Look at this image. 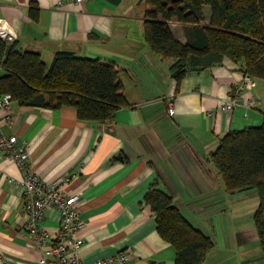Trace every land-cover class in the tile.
<instances>
[{
  "label": "crops",
  "instance_id": "0c3cea01",
  "mask_svg": "<svg viewBox=\"0 0 264 264\" xmlns=\"http://www.w3.org/2000/svg\"><path fill=\"white\" fill-rule=\"evenodd\" d=\"M147 10L143 0H0V20L11 37L8 48L36 53L47 66L58 52L113 63L131 105L119 109L112 122L99 124L79 121L71 107L46 110L11 100L10 111L0 109V134L25 145L27 166L42 182L53 185L73 175L63 190L81 192L80 264L118 253L126 255L125 264L175 263L174 250L158 236L144 201L153 186L213 241L202 264H264L253 214L246 222L225 214L238 199L249 198L250 212L257 210V195L225 192L209 162L225 134L260 126L263 84L256 81L243 92L242 102L254 101L251 108L222 111L243 77L223 60L189 73L176 91L171 62L154 55L144 41ZM169 28L183 43L177 38L181 26L169 23ZM21 178V167L0 152V264H37L40 257L25 231L24 200L16 184ZM42 223L53 235L58 211L47 210Z\"/></svg>",
  "mask_w": 264,
  "mask_h": 264
},
{
  "label": "trees",
  "instance_id": "16d2710c",
  "mask_svg": "<svg viewBox=\"0 0 264 264\" xmlns=\"http://www.w3.org/2000/svg\"><path fill=\"white\" fill-rule=\"evenodd\" d=\"M143 38L150 51L171 62L178 86L196 69L228 60L264 87V0H143ZM209 7L208 16L203 8ZM35 17V16H34ZM169 23L181 26L184 43ZM0 41V97L8 94L23 107L57 110L71 107L79 121L112 122L119 109L131 107L113 63L58 52L50 65L38 54L19 53ZM209 162L225 192H254L259 204L253 223L264 256V113L260 126L232 131L219 139ZM158 236L174 250L175 264H202L214 243L193 228L153 186L144 198Z\"/></svg>",
  "mask_w": 264,
  "mask_h": 264
},
{
  "label": "built area",
  "instance_id": "2783aa9c",
  "mask_svg": "<svg viewBox=\"0 0 264 264\" xmlns=\"http://www.w3.org/2000/svg\"><path fill=\"white\" fill-rule=\"evenodd\" d=\"M73 1L79 3L88 0ZM10 40L7 26L0 20V41L8 43ZM255 86L256 80L243 74L240 85L233 92L232 97L224 101L221 110L229 113L239 105L251 108L254 101L242 102V95L244 91L253 89ZM10 102V95H3L0 98V109L10 111ZM173 113V108L169 107L167 115L172 116ZM0 152L4 157L16 162L22 169V178L16 184L24 200L22 214L26 218L25 231L28 233L31 244L40 251L37 264H80L79 251L83 241L79 232L85 226L78 220L81 192L68 195L63 190L65 183L73 178V175L53 185L42 182L27 166L28 153L25 145H19L16 137H4L0 134ZM6 180L10 184L14 183L10 178ZM51 208L59 213V227L53 235L42 223L46 211ZM114 262L125 264L126 255L118 253L115 257L94 264H113Z\"/></svg>",
  "mask_w": 264,
  "mask_h": 264
},
{
  "label": "rangeland",
  "instance_id": "374dc122",
  "mask_svg": "<svg viewBox=\"0 0 264 264\" xmlns=\"http://www.w3.org/2000/svg\"><path fill=\"white\" fill-rule=\"evenodd\" d=\"M204 14H208L210 8L209 7H204ZM173 30H176L174 27H173ZM177 34V33H176ZM177 38L184 43V39L183 37L180 35V34H177ZM177 40V39H176ZM179 42V41H178ZM257 81V80H256ZM257 86V85H256ZM255 86V87H256ZM250 200L249 198L246 199V200H236V202L234 203H231L229 206H228V210L225 212L226 214V217L228 220H230L231 218H235L236 216H238V219L241 218V216H243V221L246 222L247 220H249V215H252L254 216V212H255V208L252 209V211L250 212ZM246 220V221H245Z\"/></svg>",
  "mask_w": 264,
  "mask_h": 264
},
{
  "label": "water",
  "instance_id": "95a60500",
  "mask_svg": "<svg viewBox=\"0 0 264 264\" xmlns=\"http://www.w3.org/2000/svg\"><path fill=\"white\" fill-rule=\"evenodd\" d=\"M3 76H4V72L0 70V77H3ZM241 131H242V130H239L238 132H241ZM214 153H215V152H214ZM214 153H213V154H214ZM153 264H175V263H174V262H169V263H168V262H167V263H165V262H158V263H156V262H155V263H153Z\"/></svg>",
  "mask_w": 264,
  "mask_h": 264
}]
</instances>
